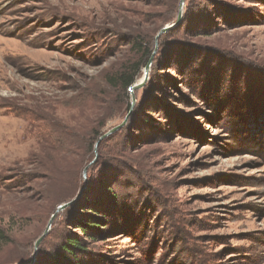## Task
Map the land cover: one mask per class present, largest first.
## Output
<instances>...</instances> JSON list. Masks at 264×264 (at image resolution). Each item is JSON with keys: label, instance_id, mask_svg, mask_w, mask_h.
I'll list each match as a JSON object with an SVG mask.
<instances>
[{"label": "rangeland", "instance_id": "rangeland-1", "mask_svg": "<svg viewBox=\"0 0 264 264\" xmlns=\"http://www.w3.org/2000/svg\"><path fill=\"white\" fill-rule=\"evenodd\" d=\"M74 237L264 264V0H0V264H74Z\"/></svg>", "mask_w": 264, "mask_h": 264}, {"label": "trees", "instance_id": "trees-1", "mask_svg": "<svg viewBox=\"0 0 264 264\" xmlns=\"http://www.w3.org/2000/svg\"><path fill=\"white\" fill-rule=\"evenodd\" d=\"M120 80H121V84H122L123 88L129 87L133 82V78H126V75H124V74L120 75ZM110 81L113 83L112 77H110ZM104 138L102 140H106L109 137L106 136ZM87 216L90 217V219H95V217H93L92 215H87ZM86 228L95 229V226H92L91 224H86ZM83 230H85V229H83ZM61 250H62V253L65 254L69 258V260H72L74 262V264L76 262H79L80 264H84L83 260L77 261L75 259V254L77 252H84L85 251L81 247L80 240L77 237L70 238V240H67L66 243L63 244ZM51 264H55V262H53Z\"/></svg>", "mask_w": 264, "mask_h": 264}, {"label": "water", "instance_id": "water-1", "mask_svg": "<svg viewBox=\"0 0 264 264\" xmlns=\"http://www.w3.org/2000/svg\"><path fill=\"white\" fill-rule=\"evenodd\" d=\"M179 2H180V4H182L183 0H179ZM179 19H180V12H179V14H178V16H177L176 22L173 23V24H171V25H169V26H163V27L159 30V33H162V32H164V31H166L168 28H170V27H172L173 25H175V24L179 21ZM133 87H134V86L131 85V86H129L128 88H129V90H131ZM121 125H122V124L116 125V126H114L113 128H111L110 130H108L106 133H104V134L99 138V141H100L102 138L108 136L109 134L115 132L117 129L120 128ZM64 206H65V203L59 205L58 208H57V210L62 209Z\"/></svg>", "mask_w": 264, "mask_h": 264}]
</instances>
